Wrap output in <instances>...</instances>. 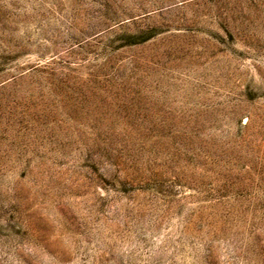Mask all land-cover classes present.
<instances>
[{"label": "rangeland", "instance_id": "374dc122", "mask_svg": "<svg viewBox=\"0 0 264 264\" xmlns=\"http://www.w3.org/2000/svg\"><path fill=\"white\" fill-rule=\"evenodd\" d=\"M0 264H264V0H0Z\"/></svg>", "mask_w": 264, "mask_h": 264}, {"label": "bare ground", "instance_id": "6f19581e", "mask_svg": "<svg viewBox=\"0 0 264 264\" xmlns=\"http://www.w3.org/2000/svg\"><path fill=\"white\" fill-rule=\"evenodd\" d=\"M188 7V6H187Z\"/></svg>", "mask_w": 264, "mask_h": 264}]
</instances>
